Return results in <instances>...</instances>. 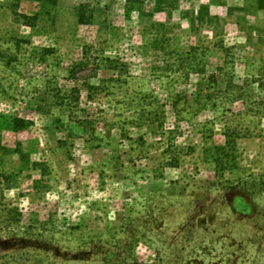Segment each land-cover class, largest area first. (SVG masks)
<instances>
[{
	"label": "rangeland",
	"instance_id": "rangeland-1",
	"mask_svg": "<svg viewBox=\"0 0 264 264\" xmlns=\"http://www.w3.org/2000/svg\"><path fill=\"white\" fill-rule=\"evenodd\" d=\"M0 264H264V0H0Z\"/></svg>",
	"mask_w": 264,
	"mask_h": 264
}]
</instances>
